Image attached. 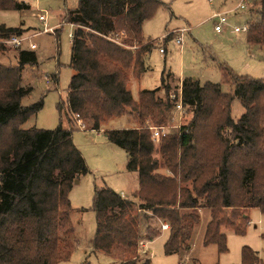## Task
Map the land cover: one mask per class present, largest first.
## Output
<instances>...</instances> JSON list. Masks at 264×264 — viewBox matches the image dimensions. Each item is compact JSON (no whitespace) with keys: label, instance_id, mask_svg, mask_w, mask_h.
I'll return each instance as SVG.
<instances>
[{"label":"trees","instance_id":"obj_1","mask_svg":"<svg viewBox=\"0 0 264 264\" xmlns=\"http://www.w3.org/2000/svg\"><path fill=\"white\" fill-rule=\"evenodd\" d=\"M256 4L246 23L250 46L264 45V0ZM162 5L161 0H77L66 9L62 21L73 26L68 64L73 73L66 103L57 108L67 128H21L40 107L38 102L20 103L28 89L20 85L21 71L36 64L34 50L19 49L13 66L0 64V264H58L78 244L68 192L87 168L72 142L78 126L71 115L93 130L125 112L138 122L104 130L109 142L127 152L125 167L137 173L138 187L130 197L94 187V252L120 250L131 257L124 262L135 264L141 242L161 233L157 221L168 226L164 252H187L201 210L208 211L203 245L224 252L222 227L243 233L248 211L264 212L263 78L237 75L220 64L230 85V91H223L220 83L184 77L177 89L191 116L176 133L160 138L154 155L156 144L145 121L163 125L172 118L171 75L163 72L160 86L139 90L136 100L127 84L130 76L149 69L147 54L155 41L144 37L142 24ZM28 7L19 0H0V10ZM22 33L21 27L0 23V53L6 49L4 39ZM173 37L166 32L163 44ZM234 98L243 107L236 120L231 117ZM242 259L243 264L259 261L248 247H243ZM149 262L145 258L142 264Z\"/></svg>","mask_w":264,"mask_h":264},{"label":"rangeland","instance_id":"obj_2","mask_svg":"<svg viewBox=\"0 0 264 264\" xmlns=\"http://www.w3.org/2000/svg\"><path fill=\"white\" fill-rule=\"evenodd\" d=\"M77 0H19L29 7L22 10H0V23L10 27H21L19 46L4 39L6 49L0 53V64L13 66L17 63V52L31 42L37 56L35 65H24L21 71L20 85L27 87L21 97V105L40 103L36 113L21 125V128L54 129L59 124L67 128L64 117L60 120L57 104L66 103L67 88L73 73L68 66L70 52V34L73 26L64 23L62 17L68 8L76 5ZM164 5L158 7L153 16L142 24L146 39L154 40L155 45L147 54L149 69L139 77L130 76L127 84L133 100L138 98L141 89H154L161 84L162 73H170L167 82L170 92L176 91L179 78L193 77L200 83L205 81L221 84L223 91H230L226 73L220 64L237 75H247L264 79V45L250 46L246 41V32H234L232 26H243L249 20L250 8H256V0H161ZM244 8H240V4ZM216 14L224 15L228 26L222 32L214 30ZM45 21L39 20V16ZM44 26L50 28L43 31ZM183 30L180 44L175 35ZM171 32L173 38L163 44L162 36ZM160 46L165 49L159 51ZM214 57V59H212ZM173 77V78H172ZM158 96L160 93L157 94ZM243 107L237 98L231 103V117L238 119ZM74 119L77 128L72 131V142L80 151L87 168L76 178L68 192L72 208L71 221L78 244L68 259L58 264H131L124 262L130 256L114 250L112 253L94 252L91 241L96 229L95 213L91 210L94 187H108L122 196H132L138 187L137 173L126 169L127 152L109 142L104 130L130 128L138 126L136 117L125 112L102 123L100 135L97 130L86 129L87 124ZM172 118L163 124L168 134L176 133L181 124L186 123L191 113L186 109L182 115L172 112ZM80 124L84 125L81 127ZM150 121V120H149ZM146 123V121H145ZM150 124L151 121H150ZM158 145L154 146L157 156ZM161 172H165L163 169ZM208 211L201 210L200 222L195 227L190 248L187 252L166 254L164 242L167 232L162 222L155 225L161 233L150 243L141 242L140 258L135 264H142L149 258V264H243L242 249L248 247L256 252L258 263L264 264V212L258 208L248 211V223L243 233L232 228L222 227L226 236L227 250L218 252L214 244L203 245L202 236ZM165 224V223H163ZM143 232V229L141 228Z\"/></svg>","mask_w":264,"mask_h":264},{"label":"built area","instance_id":"obj_3","mask_svg":"<svg viewBox=\"0 0 264 264\" xmlns=\"http://www.w3.org/2000/svg\"><path fill=\"white\" fill-rule=\"evenodd\" d=\"M240 8H244V4H240L239 5ZM215 17H217V21L215 22L214 24V30L216 32H222L223 30L226 29V27L228 26L227 24V19L224 15H220V14H216ZM39 20L41 21H45V17L40 15L39 16ZM50 28L44 26L43 28V31H48ZM232 30L234 32H245L247 30V25H243L241 27L239 26H232ZM182 33H183V30H179L177 32V34L175 35V42L177 44H180L181 43V39H182ZM21 38L20 36H17V35H11L9 38H8V42L10 43H13L17 46H19L21 44ZM28 49H33L35 47V45L31 42L27 43L26 44ZM159 51L161 53L164 52V49L160 46L159 48ZM169 97L170 99L174 102V111L175 112H178L179 114L182 115V112L185 110V108L183 107L182 105V101H181V95H180V88H178L176 91H172L169 93ZM75 117H77L75 115ZM80 120V119H78ZM79 124L81 121H78ZM146 126L148 127L149 131H150V135H151V139L153 141L154 144H157L160 140V138L162 136H165L166 134H168L167 130L165 129L166 127L164 125H154V124H150V121L149 120H146ZM81 125V124H80ZM81 127H84V125L82 124ZM97 135L99 136L100 135V131L97 130ZM167 224H162V228L163 229H167Z\"/></svg>","mask_w":264,"mask_h":264},{"label":"crops","instance_id":"obj_4","mask_svg":"<svg viewBox=\"0 0 264 264\" xmlns=\"http://www.w3.org/2000/svg\"><path fill=\"white\" fill-rule=\"evenodd\" d=\"M173 78V77H172ZM184 78V77H183ZM183 78H179V84H180V82H181V80L183 79ZM163 231H165V232H167V230H163ZM150 243V242H149ZM148 244V243H147Z\"/></svg>","mask_w":264,"mask_h":264}]
</instances>
